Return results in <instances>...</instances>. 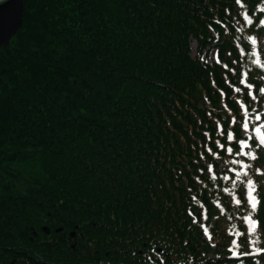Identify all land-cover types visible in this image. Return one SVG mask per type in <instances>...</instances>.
Returning <instances> with one entry per match:
<instances>
[{
	"label": "trees",
	"instance_id": "16d2710c",
	"mask_svg": "<svg viewBox=\"0 0 264 264\" xmlns=\"http://www.w3.org/2000/svg\"><path fill=\"white\" fill-rule=\"evenodd\" d=\"M261 21L264 0H23L0 264H264Z\"/></svg>",
	"mask_w": 264,
	"mask_h": 264
},
{
	"label": "water",
	"instance_id": "95a60500",
	"mask_svg": "<svg viewBox=\"0 0 264 264\" xmlns=\"http://www.w3.org/2000/svg\"><path fill=\"white\" fill-rule=\"evenodd\" d=\"M23 0H0V46L7 45L21 28Z\"/></svg>",
	"mask_w": 264,
	"mask_h": 264
},
{
	"label": "snow or ice",
	"instance_id": "6c2138e0",
	"mask_svg": "<svg viewBox=\"0 0 264 264\" xmlns=\"http://www.w3.org/2000/svg\"><path fill=\"white\" fill-rule=\"evenodd\" d=\"M237 2H239V0H237ZM244 16H245L246 23L251 24L252 21L249 18L248 14L247 13H244ZM260 23L261 24H264V21H261ZM249 39L252 40V43H255V39L254 38L249 37ZM261 91H264V89H262ZM256 119H260V117L257 116ZM248 127H249L248 123L245 122L243 124V128L246 130V129H248ZM253 131L255 133L259 134L261 132V129L259 127H257V128H254ZM232 139H233V135H232V133L229 132L228 133V140H232ZM259 141H260V144L261 145H264V135H260L259 136ZM239 143L241 145V148L247 146L246 145V141H244V140H240ZM220 147L223 148L224 145H220ZM209 151H211V149H209ZM227 151L229 153H232L233 150H232V148H228ZM237 154L239 155L241 153H237ZM248 155H251V153H248ZM252 158L254 159L255 157L252 156ZM245 167H247V166H245ZM237 175H239V173ZM244 175L247 176V173L245 172ZM246 188H247L246 195H247L248 204H249L252 212H254L256 210V208H257L258 203H259L257 197L254 195V193L256 191V186H255L254 181H252L251 179H247L246 180ZM236 203L239 204L240 201L237 200ZM245 220L249 224L248 231L254 233L256 231V228H257V222L252 218L251 214H249L248 216H246L245 217Z\"/></svg>",
	"mask_w": 264,
	"mask_h": 264
},
{
	"label": "rangeland",
	"instance_id": "374dc122",
	"mask_svg": "<svg viewBox=\"0 0 264 264\" xmlns=\"http://www.w3.org/2000/svg\"><path fill=\"white\" fill-rule=\"evenodd\" d=\"M191 47H192V53H191V55L193 57H195V55H196V43L195 42H192ZM216 56H217V54H216V51L215 50H212L211 52H209V60H210V57L213 60H216ZM260 135H262V134H260ZM258 142L260 143L259 139H258ZM4 178L5 177H3V173L0 171V184L4 180Z\"/></svg>",
	"mask_w": 264,
	"mask_h": 264
}]
</instances>
